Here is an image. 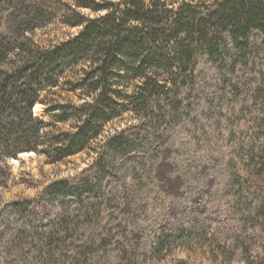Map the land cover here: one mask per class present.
Listing matches in <instances>:
<instances>
[{
	"label": "trees",
	"instance_id": "16d2710c",
	"mask_svg": "<svg viewBox=\"0 0 264 264\" xmlns=\"http://www.w3.org/2000/svg\"><path fill=\"white\" fill-rule=\"evenodd\" d=\"M66 1L62 24L78 32L42 46L32 34L44 27L45 10L0 0L3 264H133L117 243L114 220L123 213L112 195L124 161L136 157L130 175L139 199L150 211L158 206L155 166L186 105L189 132L199 127L188 90L195 83L215 86L199 107L217 131L248 119L236 126L223 175L205 196L215 202L228 188L222 209L240 213L250 235L216 238L214 260L264 264V188L252 184L264 180V0ZM232 101L255 110H225ZM37 105L45 116L35 113ZM126 114L138 125L121 129ZM85 152L94 155L95 177L57 179L37 198H3L13 178L10 161L21 154L57 164ZM46 206L53 217L41 213ZM222 209L213 212L215 224ZM206 224L181 219L155 227L145 264H188L196 247L213 241L214 225Z\"/></svg>",
	"mask_w": 264,
	"mask_h": 264
},
{
	"label": "rangeland",
	"instance_id": "374dc122",
	"mask_svg": "<svg viewBox=\"0 0 264 264\" xmlns=\"http://www.w3.org/2000/svg\"><path fill=\"white\" fill-rule=\"evenodd\" d=\"M67 2L66 0H25V3H32L37 8L45 10V19L39 23L44 27L32 34V38L37 43L42 46H51L78 32V29L62 24L61 14ZM188 88L192 99L196 100L197 106L192 108L191 112L198 117L196 121L200 122L199 127L195 134L189 132L193 128L191 117L186 111L188 105H186L181 116L173 124L172 131L168 135V143L162 148L160 160L155 166V182L159 190L156 201L158 206L150 211L144 197L141 196L139 199L130 175L131 165L138 159L136 157L124 161L128 164L121 175V180L116 184L115 191L118 193L114 192L112 195L114 205L121 206V213H123H119L114 220V227L118 234L117 243L127 251L128 256H132L133 264L137 261L141 264L147 262L150 235L155 227L176 226L181 219L185 221L204 219L207 223L206 227L214 225L211 233L213 241L201 243L196 247L188 264H216L214 258L217 253L220 254L216 238L221 237L229 242L231 237L250 235L248 233L250 228L244 226L240 213L235 214V210L231 208L230 213L234 215L226 216L228 209H222L221 203L223 199H227L228 188L217 194L220 199L215 202L209 203L205 196L223 175V166L231 152L230 144L236 136L234 135V132H237L236 126L244 127L248 124V119L242 116L241 122L230 121L225 125L222 123L217 131L210 123H207L204 112L199 107L201 102H206L214 94L212 91L215 86L205 87L202 83H195L188 85ZM37 106L39 107L38 115L45 116L43 107ZM216 106L222 108L220 103ZM220 107H216L217 110H220ZM225 110H233V113L237 115H245L255 109L252 111L251 106L243 107L242 104L232 101L227 103ZM118 123L121 129L129 125H138L136 118L129 114H126ZM112 127L113 125H110L109 129ZM136 131H138L136 128L129 130L127 136ZM93 158V154L85 152L62 163L50 164L45 158H39L35 154L20 155L16 162L10 161L13 178L9 188L2 192L3 198L5 200L37 198L48 184L57 179L76 178L86 173L95 177L96 170L92 168ZM195 184L200 187L196 191L192 189ZM252 184L258 188H264V180H255ZM221 209L223 212L217 215L219 217L215 224L213 212L217 214ZM41 213L44 216H54V210L48 206L42 209ZM3 243L4 241L1 240L0 247ZM3 263V257H0V264ZM231 264L245 263L235 259Z\"/></svg>",
	"mask_w": 264,
	"mask_h": 264
},
{
	"label": "bare ground",
	"instance_id": "6f19581e",
	"mask_svg": "<svg viewBox=\"0 0 264 264\" xmlns=\"http://www.w3.org/2000/svg\"><path fill=\"white\" fill-rule=\"evenodd\" d=\"M38 110H39V107L36 106V108H35V113H36V114H38ZM31 154H34V153H25V154H21V156L31 155ZM14 162H16V160H14Z\"/></svg>",
	"mask_w": 264,
	"mask_h": 264
}]
</instances>
